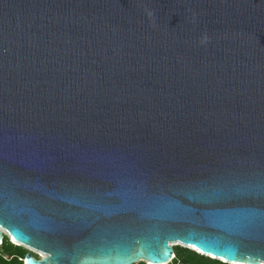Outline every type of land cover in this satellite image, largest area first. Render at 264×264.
I'll return each mask as SVG.
<instances>
[{"label": "water", "instance_id": "obj_1", "mask_svg": "<svg viewBox=\"0 0 264 264\" xmlns=\"http://www.w3.org/2000/svg\"><path fill=\"white\" fill-rule=\"evenodd\" d=\"M0 237L264 264V0H0Z\"/></svg>", "mask_w": 264, "mask_h": 264}, {"label": "trees", "instance_id": "obj_2", "mask_svg": "<svg viewBox=\"0 0 264 264\" xmlns=\"http://www.w3.org/2000/svg\"><path fill=\"white\" fill-rule=\"evenodd\" d=\"M175 252V259L170 264H225L221 261L201 256L190 249L175 248ZM28 253L25 248L16 246L8 238H5L4 243L0 246V264H24L25 256ZM139 264L146 263L142 262Z\"/></svg>", "mask_w": 264, "mask_h": 264}, {"label": "rangeland", "instance_id": "obj_3", "mask_svg": "<svg viewBox=\"0 0 264 264\" xmlns=\"http://www.w3.org/2000/svg\"><path fill=\"white\" fill-rule=\"evenodd\" d=\"M174 248H184V249H188V248H186V247H184V246H181V245L174 246ZM25 250H27V249H25ZM27 251H28V250H27ZM28 252H29V251H28ZM32 253H33V256L37 257L38 259L43 258L42 255L37 254L36 252H32Z\"/></svg>", "mask_w": 264, "mask_h": 264}, {"label": "bare ground", "instance_id": "obj_4", "mask_svg": "<svg viewBox=\"0 0 264 264\" xmlns=\"http://www.w3.org/2000/svg\"><path fill=\"white\" fill-rule=\"evenodd\" d=\"M16 245H18V244H16ZM177 245H179V244H174V246H177ZM182 246V245H181ZM32 252H36V251H34V250H32ZM37 253V252H36ZM37 254H40V253H37ZM40 255H42V254H40ZM42 257H44L43 255H42Z\"/></svg>", "mask_w": 264, "mask_h": 264}, {"label": "snow or ice", "instance_id": "obj_5", "mask_svg": "<svg viewBox=\"0 0 264 264\" xmlns=\"http://www.w3.org/2000/svg\"><path fill=\"white\" fill-rule=\"evenodd\" d=\"M2 241H3V237H0V242H2ZM24 264H28V262L25 261Z\"/></svg>", "mask_w": 264, "mask_h": 264}, {"label": "clouds", "instance_id": "obj_6", "mask_svg": "<svg viewBox=\"0 0 264 264\" xmlns=\"http://www.w3.org/2000/svg\"><path fill=\"white\" fill-rule=\"evenodd\" d=\"M15 245V244H14ZM17 246V245H16Z\"/></svg>", "mask_w": 264, "mask_h": 264}]
</instances>
